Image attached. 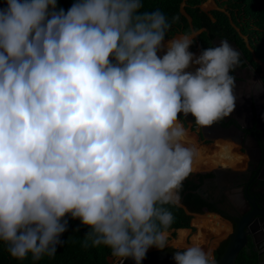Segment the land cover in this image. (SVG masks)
I'll use <instances>...</instances> for the list:
<instances>
[{
  "label": "clouds",
  "instance_id": "9594fccd",
  "mask_svg": "<svg viewBox=\"0 0 264 264\" xmlns=\"http://www.w3.org/2000/svg\"><path fill=\"white\" fill-rule=\"evenodd\" d=\"M2 3L0 243L19 261L52 258L79 221L85 246L142 264L165 249L163 205L191 171L179 117L209 127L235 110L241 54L226 40L198 55L187 36L165 42L171 24L143 0ZM172 260L210 264L199 246Z\"/></svg>",
  "mask_w": 264,
  "mask_h": 264
},
{
  "label": "trees",
  "instance_id": "16d2710c",
  "mask_svg": "<svg viewBox=\"0 0 264 264\" xmlns=\"http://www.w3.org/2000/svg\"><path fill=\"white\" fill-rule=\"evenodd\" d=\"M204 0H143L141 11L160 10L171 24L165 40L176 35L190 36V52L199 53L206 47H213V42L226 40L235 46L244 61L257 68L261 62L264 66V0H224L216 8L203 11L200 6ZM213 1V0H208ZM73 0H58V7L67 10ZM0 7H3L0 0ZM245 39V40H244ZM194 70V69H189ZM201 138V136L199 135ZM179 190V189H178ZM173 214V222L166 232L177 229H189L190 225L183 220L186 215L183 209L172 201L163 205ZM86 228L79 226V221H69L68 231L62 236L64 243L58 246L54 257H43L32 261L29 255L23 261L13 259L7 246L0 243V264H110L112 256L105 246L93 247L84 244ZM227 240L217 249L215 260L222 254ZM234 264H259L256 254L243 249L239 252Z\"/></svg>",
  "mask_w": 264,
  "mask_h": 264
},
{
  "label": "flooded vegetation",
  "instance_id": "af4514ba",
  "mask_svg": "<svg viewBox=\"0 0 264 264\" xmlns=\"http://www.w3.org/2000/svg\"><path fill=\"white\" fill-rule=\"evenodd\" d=\"M219 42H213V46L218 45ZM232 47L235 48L234 45ZM243 61L244 65L239 66L237 70L231 73L236 77L238 99L235 110L229 116L209 127L197 125L190 115L185 117L181 114L179 117V122L183 127L196 128L200 136L204 132L210 137H226L238 141V150L245 157L241 167L231 168L220 164L209 169L190 172L182 181L179 190H174L175 194L180 196L187 205L190 214L200 211L217 215L230 225L231 230L234 229V221L239 220L252 210L244 192L248 183L251 182L249 183L251 189L259 187L264 190V93L256 95L254 90H250L248 87L250 80L264 81V77L260 75V71L256 67L245 60ZM254 139L258 143L260 153L256 150ZM224 143L218 142L222 146ZM222 146L217 151L220 152ZM245 149L250 151L252 162L245 154ZM227 151L226 146L221 153L215 154V157L224 159L225 162L233 166L239 165L244 160V157L238 152L231 156ZM255 171H258L259 180L251 181ZM261 223L262 231L260 234L258 233V239L260 240L259 251L263 252L260 263L264 264V220ZM247 227L250 231L255 229V219H250ZM244 249L255 254L257 252L249 237ZM214 261L215 258H213Z\"/></svg>",
  "mask_w": 264,
  "mask_h": 264
},
{
  "label": "rangeland",
  "instance_id": "374dc122",
  "mask_svg": "<svg viewBox=\"0 0 264 264\" xmlns=\"http://www.w3.org/2000/svg\"><path fill=\"white\" fill-rule=\"evenodd\" d=\"M223 1L224 0H213L211 2L208 0H204L203 3L201 4L200 8L203 11L207 12V11H210V9L215 8V5L217 3H221ZM195 35H196V33H193L192 35L187 36V37L191 40L195 37ZM183 37H185V36L176 35L172 39H180ZM168 40H170V39H168ZM166 41L167 40H165V42ZM192 53L197 54V55L199 54L197 52H192ZM161 55H162V53H161ZM184 129H185V136L181 140V143L183 146L189 148L193 153L192 166H191V171H190L191 173L196 172V171H201L203 169H209V168H212L214 166H218L220 164H221V166L227 167L230 163L225 162L224 159H220L218 157H215V154L221 153L225 149L226 146H227V150H228L227 152L229 155L232 156V154H234V155L237 154L238 150H237L236 145L233 142H229L226 140H220V139H214L212 141V144H214V145H213V147L211 145L212 151H211V154H208V152L206 150H204V148L202 146L203 139L199 137L196 128L190 127V126H187V127L184 126ZM219 140L221 142H225L223 144V146L218 144ZM221 146H222V148L220 149L221 151L220 152L217 151V150H219V148ZM205 161H207V164ZM243 161H245V157H244V160H242V163H243ZM242 163H240L237 166H235V165L234 166L229 165V166H231L232 168H234V167L238 168V167L242 166L241 165ZM176 196H178V195H176ZM171 201L177 207H179L181 209H185L189 213V209H188L187 205L184 203V201L181 199L180 196H178V199L174 198ZM192 214L193 215H190V213H189V215H187V217L189 218L188 223L191 226L190 228H192L191 236L197 235L198 239H199V244H195L190 239L191 237L189 239H186V240H184V239L179 240V232L176 231V232L166 233V247H165V249L183 251L184 249H186L187 247H190V246H199L205 251L207 256L210 258L211 256H209L208 253L211 251H214L215 248L217 249L219 245L221 246L222 243L225 240H227L229 233L232 232L231 227L226 221H224L223 219H220L217 215L208 214V213H204V212H198V211H195ZM152 250H157V249H155V248L149 249V251H152ZM108 261L110 264H116L117 258L111 256L108 259ZM209 261H210V264L213 263V259L210 258Z\"/></svg>",
  "mask_w": 264,
  "mask_h": 264
},
{
  "label": "water",
  "instance_id": "95a60500",
  "mask_svg": "<svg viewBox=\"0 0 264 264\" xmlns=\"http://www.w3.org/2000/svg\"><path fill=\"white\" fill-rule=\"evenodd\" d=\"M201 138L205 141H213L219 137L217 136H207L204 132L201 133ZM222 139H228L226 137H220ZM235 141L234 139H230ZM238 142V141H236ZM256 150L260 153V149L256 139H254ZM245 154L248 159L252 162L250 151L245 149ZM259 180L258 171L254 172V175L251 178L252 180ZM251 183V182H249ZM248 185L245 187V198L250 202L252 208L251 212L243 216L239 220L234 221V229L227 237V243L225 248L220 255V257L215 260L212 264H234L238 254L242 251L246 244L248 237L251 239V244L256 248L257 261L261 264L263 252L259 251V239L258 233L262 231V221L264 220V190H261L259 187L251 189ZM255 219L256 227L253 230H248V224L250 219ZM178 250L164 249L162 251L152 250L148 251L146 258L142 261V264H174L172 260L173 252ZM117 264V263H116ZM125 264H133L132 260H126Z\"/></svg>",
  "mask_w": 264,
  "mask_h": 264
},
{
  "label": "crops",
  "instance_id": "0c3cea01",
  "mask_svg": "<svg viewBox=\"0 0 264 264\" xmlns=\"http://www.w3.org/2000/svg\"><path fill=\"white\" fill-rule=\"evenodd\" d=\"M215 5V4H214ZM215 8H216V5H215ZM215 8H212V9H215ZM212 9H210V10H212ZM178 36H181V35H178ZM259 65V71H260V75L262 76V77H264V67H263V64L261 63V62H259V61H257V60H255ZM217 139H220V138H217ZM220 140H226V141H229V142H233L235 145H236V147H237V150H238V143L236 142V141H232V140H230V139H220ZM204 143H210V141H205V140H203V142H202V145L204 144ZM211 144H212V141H211ZM212 145H214V144H212ZM213 147V146H212ZM237 152H239V150L237 151ZM211 154V153H210ZM206 162V164H207V161H205ZM243 163H244V161H243ZM243 163L241 164V165H243ZM205 164V165H206ZM229 165H232V164H229ZM228 165V166H229ZM233 166V165H232ZM237 166V165H236ZM229 167H231V166H229ZM232 168V167H231ZM234 168H236V167H234ZM183 211H184V213H185V215H186V218H183V220H185L187 223L189 222V218L187 217V215H189V213L185 210V209H183ZM198 212H200V211H198ZM190 215H193V214H190ZM189 224V223H188ZM191 227V226H190ZM178 230H185V231H188V235L185 237V239L184 240H186V239H189L190 237H192L191 236V230H192V228H189V229H177V230H175V231H169V232H166V233H170V232H176V231H178ZM197 236V235H196ZM197 238H198V236H197ZM191 239V238H190ZM199 240V239H198ZM208 255L209 256H211L210 258L211 259H213V258H215V255H216V248H215V250L214 251H211V252H209L208 253ZM209 258V257H208ZM210 258H209V260H210Z\"/></svg>",
  "mask_w": 264,
  "mask_h": 264
},
{
  "label": "bare ground",
  "instance_id": "6f19581e",
  "mask_svg": "<svg viewBox=\"0 0 264 264\" xmlns=\"http://www.w3.org/2000/svg\"><path fill=\"white\" fill-rule=\"evenodd\" d=\"M220 141V140H219ZM201 222V221H200ZM199 225V224H198ZM208 227V226H207ZM217 227V226H216ZM219 227V226H218ZM179 232V240L180 239H185V237L188 235V231L185 230H178ZM191 240L195 243V244H199V240L197 238V236H192Z\"/></svg>",
  "mask_w": 264,
  "mask_h": 264
},
{
  "label": "built area",
  "instance_id": "2783aa9c",
  "mask_svg": "<svg viewBox=\"0 0 264 264\" xmlns=\"http://www.w3.org/2000/svg\"><path fill=\"white\" fill-rule=\"evenodd\" d=\"M211 142L210 143H204L202 146H203V148H204V150H206L207 152H208V154H210L211 153V151H212V149H211ZM213 146V145H212ZM242 157H244L243 155H242V153H240V152H238ZM209 157V156H208Z\"/></svg>",
  "mask_w": 264,
  "mask_h": 264
}]
</instances>
